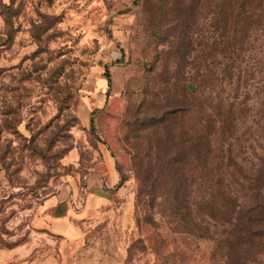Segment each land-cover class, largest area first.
<instances>
[{
  "label": "rangeland",
  "instance_id": "obj_1",
  "mask_svg": "<svg viewBox=\"0 0 264 264\" xmlns=\"http://www.w3.org/2000/svg\"><path fill=\"white\" fill-rule=\"evenodd\" d=\"M260 1L0 0V264H264V134L189 107L211 69L264 108Z\"/></svg>",
  "mask_w": 264,
  "mask_h": 264
},
{
  "label": "trees",
  "instance_id": "obj_2",
  "mask_svg": "<svg viewBox=\"0 0 264 264\" xmlns=\"http://www.w3.org/2000/svg\"><path fill=\"white\" fill-rule=\"evenodd\" d=\"M258 7L260 8L258 11L259 13H256L254 11V13H251L250 15L244 14L242 16L239 40H242V38L247 36V32H249L247 24H256V29H260L261 22L264 16V0H261L260 3H258ZM241 40L239 43H241ZM213 47L214 45H212L210 49H212V51L214 52ZM213 65L214 64H210V66ZM214 67L216 66L214 65ZM105 76L110 89L111 75L108 68H106ZM226 79L228 85H225L224 88L222 81H220L219 77H217L215 75V72H213L211 69H209L204 75H195L193 77V80L198 84V92L192 93L194 98L191 99L189 107L193 106L196 102H200L206 107L209 112L214 113L215 116H219L218 132L220 136L224 137V139H226L227 137L229 138L234 134L236 135L239 132L241 123L246 122L248 118L251 117L253 124H255L254 127H257V130L255 129V133L253 134H264V108L257 110H254V108H249L245 97H242V92L246 93L245 89H243L242 91V88L232 86V75H227L225 80ZM218 87L219 89H221L220 92H216V89H218ZM19 108L20 105L13 112H10L14 115V121H5L6 126L13 127L15 124H21L19 118L20 114L18 113ZM209 123L210 125H212V120H210ZM221 152L225 153L224 146L221 148ZM241 191L242 195H244L243 199L245 201L241 205V223L238 225V227L242 231H246L247 233H249L252 230L251 225L253 222L251 216L260 211H264V171H262L258 176L256 187L252 188V190L249 191H247V189L245 188H242Z\"/></svg>",
  "mask_w": 264,
  "mask_h": 264
}]
</instances>
